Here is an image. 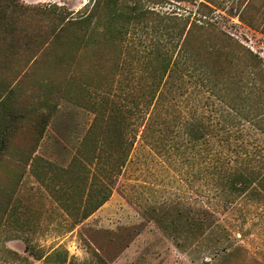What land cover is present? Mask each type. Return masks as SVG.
<instances>
[{
  "label": "rangeland",
  "instance_id": "obj_1",
  "mask_svg": "<svg viewBox=\"0 0 264 264\" xmlns=\"http://www.w3.org/2000/svg\"><path fill=\"white\" fill-rule=\"evenodd\" d=\"M15 1L26 7H57L75 19L94 0ZM199 3L211 11L202 12ZM246 5L254 20L251 27L239 19ZM140 7L160 18L191 22L202 17L264 65V0H140ZM160 21L154 17L129 30L114 44L113 58L100 73L70 78L65 90L73 100L59 101L27 163L16 157L0 160V194L6 190L12 196L0 223V264H264V189L232 194V202H225L227 193L214 185L218 174L210 172L215 163L204 145H186L182 127L172 141L152 142L163 135L159 124L151 126L146 143L140 140L157 113L159 122L186 120L194 111L208 113L202 106L209 92L190 84L186 74L174 80L166 76L158 90L150 87L143 68L152 73L149 63L159 52L175 59L184 38L169 41L157 29L176 25L182 32L186 20ZM16 62L0 64V91H28L44 78L42 66L27 75L28 65ZM160 92L166 101L158 107ZM109 115L126 132L127 157L102 134ZM249 132L246 155L231 153L217 137L209 146L228 156L229 168L247 163L264 185V135ZM29 134L20 130L11 144L31 147ZM104 197L107 201L83 219Z\"/></svg>",
  "mask_w": 264,
  "mask_h": 264
},
{
  "label": "trees",
  "instance_id": "obj_2",
  "mask_svg": "<svg viewBox=\"0 0 264 264\" xmlns=\"http://www.w3.org/2000/svg\"><path fill=\"white\" fill-rule=\"evenodd\" d=\"M198 8L202 12L211 11L203 3H199ZM249 9L250 5H246L239 19L251 27L254 20L248 14ZM60 10L57 7H26L15 0H0V64L22 62L28 65L27 75L33 74L38 65L45 72L44 78L32 83L28 91H21L17 87L0 91V160L7 156L27 163L31 159L59 101L62 98L73 100L65 90L70 78L100 73L108 67L107 62L113 58L114 44L122 41L129 30L145 25L147 20L150 22L154 17L161 21L186 20L182 32L177 31L176 25H158L157 32L162 38L165 36L173 41L184 37L181 52L175 59L167 51L159 52L154 63L153 59L149 63L152 73H149L148 66L142 71L149 74L150 87L155 86L156 90L166 76L174 80L186 74L190 84L209 92L202 106V109L207 108L208 113L194 111L186 120L174 117L161 122L160 113H157L140 134V140L146 143L151 126L159 124L163 135L159 134L152 142L172 141L180 133L177 128L182 127L186 145L191 148L198 143L204 145L207 156L215 163L210 172L218 174L214 185L227 193L225 202H232L229 199L232 194L242 196L257 186L264 189L247 163L241 161L240 167L229 168L228 156L209 146L210 140L217 137L223 145H229L227 149L231 153L246 155L249 129L264 135V65L257 55L202 17L191 22L186 18L177 19L176 16L160 18L155 11L140 7V0L132 3L94 0L91 7L75 19ZM33 21L40 23L39 26L33 25ZM98 27L101 29L98 30ZM157 44L162 47L161 41H157ZM159 50L161 48H157ZM113 62L115 69L118 68V58ZM51 74L56 75V80L50 78ZM210 97H214L218 104ZM165 101L160 92L158 107ZM106 119L103 136L115 150L121 148L127 157L128 139L124 129L117 128L119 119L115 115H109ZM23 129H28L30 133V141H33L31 147L14 148L11 141ZM11 198L6 190L0 194V223L6 217ZM107 199L104 197L102 202L87 211L83 219Z\"/></svg>",
  "mask_w": 264,
  "mask_h": 264
}]
</instances>
